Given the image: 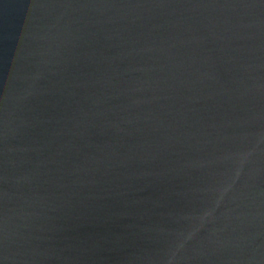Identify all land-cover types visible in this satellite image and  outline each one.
<instances>
[{"label":"water","instance_id":"1","mask_svg":"<svg viewBox=\"0 0 264 264\" xmlns=\"http://www.w3.org/2000/svg\"><path fill=\"white\" fill-rule=\"evenodd\" d=\"M0 264H264V0H0Z\"/></svg>","mask_w":264,"mask_h":264}]
</instances>
